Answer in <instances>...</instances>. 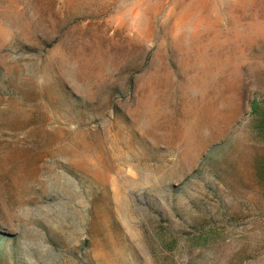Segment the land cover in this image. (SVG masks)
<instances>
[{"label": "rangeland", "instance_id": "1", "mask_svg": "<svg viewBox=\"0 0 264 264\" xmlns=\"http://www.w3.org/2000/svg\"><path fill=\"white\" fill-rule=\"evenodd\" d=\"M0 264H264V0H0Z\"/></svg>", "mask_w": 264, "mask_h": 264}, {"label": "trees", "instance_id": "2", "mask_svg": "<svg viewBox=\"0 0 264 264\" xmlns=\"http://www.w3.org/2000/svg\"><path fill=\"white\" fill-rule=\"evenodd\" d=\"M255 111V109L253 108V109H251V112H254Z\"/></svg>", "mask_w": 264, "mask_h": 264}]
</instances>
